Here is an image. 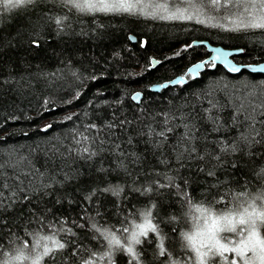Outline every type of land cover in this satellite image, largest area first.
<instances>
[{
  "label": "trees",
  "instance_id": "obj_1",
  "mask_svg": "<svg viewBox=\"0 0 264 264\" xmlns=\"http://www.w3.org/2000/svg\"><path fill=\"white\" fill-rule=\"evenodd\" d=\"M65 13L70 17V27L66 34L57 36L48 18ZM220 23H224V28L214 26ZM101 24L103 27H99ZM228 27L231 26L220 19L197 24L195 21H166L128 15L100 14L93 18L69 11L60 0H38L36 5L25 10L0 16V178L8 185L26 189L30 197V203L18 202L4 213L9 227L0 231V252L20 246L29 239L30 231L39 229L47 233V228L36 218L28 223L26 217L33 209L44 213L48 224L65 218L67 225L80 233L75 238L77 242L99 247L97 241L91 239V233L72 224L74 219L80 218L85 206L80 189L93 186L98 178L105 182H127L129 187L135 180L139 186L159 178L152 171L155 169L176 176L178 184L182 183L181 178L186 179L188 193L194 197V202L210 195L201 189L207 188L212 181L208 179L206 182V173L199 172L197 166L202 167L207 162V153L216 148L221 139L237 141L250 131L246 117L253 115L252 109L245 112L249 102L255 107L256 129L264 133V124L261 123L264 121V115H261L264 111L261 107L264 103V74L242 71L231 75L218 67L214 71L202 72L199 79L193 80L189 76L186 84L169 86L159 92H150L149 87L183 75L189 66L208 56L203 47L194 46L182 56L166 59L194 40H206L230 49L244 48L242 55L232 58L235 63L264 62V32L225 30ZM37 31L46 37L41 40L39 48L30 45L32 33ZM130 36L134 37L133 42ZM150 59L165 62L148 71ZM135 92L142 93L137 104L131 100ZM212 103L217 104L213 113L223 125L219 131H212L215 125L206 118L205 109ZM166 112L177 114L174 123H180L181 112L199 113L200 118L194 123L201 139L194 143L199 154L206 156L205 161L196 159V154L192 159L186 156L181 159L179 152L174 151L182 128L171 134L161 148L154 147L148 136L141 134L148 131L149 124L159 130L161 125L156 121L162 117L158 113ZM114 119L132 121L124 131L116 130L122 146L140 156L138 164L129 162L132 176L117 169L112 156L106 155L103 164L112 170L103 173L96 171L100 167V158L86 163L68 151L75 130L87 131L89 123L103 125ZM49 124L52 125L50 129L41 131ZM129 136L131 145L127 143ZM205 136L209 137L207 141L203 139ZM252 151L256 152L252 157L242 152L225 157L229 161L237 160L238 169L230 165L215 169L221 195L244 185H248L245 190L250 192L264 189V178L256 174L264 167L261 158L264 146L256 145ZM65 174L74 178L65 179ZM49 184L51 187H44ZM211 192H217V188L213 186ZM179 194L180 188L157 190L151 200L158 205L155 212L181 218L162 227L171 237L166 243L174 244L175 253L182 258L184 253L178 231L172 229L191 230L192 216H185L187 208L182 206ZM19 195L23 197L25 193ZM99 199L100 211L105 214L103 218L112 224L124 218L117 215L111 196L102 195ZM148 202V196L134 194L124 201L121 211L127 214L131 208L136 212ZM88 208L94 214L97 204H90ZM17 213L23 215L17 216ZM61 237L73 239L63 234L57 238ZM144 247L148 260H152L154 245ZM118 259L119 264H125L127 257L121 255Z\"/></svg>",
  "mask_w": 264,
  "mask_h": 264
},
{
  "label": "snow or ice",
  "instance_id": "obj_2",
  "mask_svg": "<svg viewBox=\"0 0 264 264\" xmlns=\"http://www.w3.org/2000/svg\"><path fill=\"white\" fill-rule=\"evenodd\" d=\"M37 3L38 0H0V16L25 10ZM60 3L73 13L93 18L100 14L128 15L166 21H195L197 24H206L220 19L231 26L225 29L227 31L264 32V0H60ZM69 19L67 13L49 16L48 23L53 26L52 31L59 36L66 34V30L70 27ZM214 26L224 28V23ZM99 27H103V24ZM32 36L30 45L35 48L41 47V40L46 39L38 31L32 33ZM129 39L134 40V37ZM144 46V42H141V47ZM194 46L199 45H186L173 57L166 59L182 56ZM244 52V48L237 49L235 53L216 49L210 57L188 67L183 75L171 80L169 84H160L159 87L163 89L177 84H186L188 82L186 77L191 76L193 80L199 79L202 72L214 71L222 64L227 65L228 72L239 74L243 68L233 64L228 57L242 55ZM164 62L150 59V67L147 70L151 71ZM250 70L264 72V64L258 68L250 67ZM141 96L142 93L137 92L133 99ZM47 103L48 101H45V104ZM216 107L217 104L212 103L210 108L205 109L207 120L215 125L212 131H219L223 127L218 122L220 118L213 113ZM241 107L244 105L242 104ZM261 107H264V103ZM248 108L252 109L253 113L252 116L246 117L249 120L250 131L242 134L237 141L228 142L221 139L216 148L207 153V162L202 167L197 166L199 172L206 173V182L208 179L212 181L207 188L201 189L210 195H205L194 202V197L188 193L189 182L186 179L181 178L182 183L178 184L176 176L159 173L155 169L152 171L159 178L141 183L139 186H136L135 180L132 181L133 186L129 187L127 182H105L98 178V181L93 182V186L80 189L85 206L80 218L74 219L72 224L85 233H91V239L96 240L99 247L85 246L77 242L75 238L80 233L68 226L65 218L48 224L46 223L48 217L37 209H33L26 217L28 223H32V218H36L38 223L47 228V233H42L39 229L30 231L29 239L22 242L20 246L13 247L7 252H0V264H119L118 258L121 255L127 257L125 264H264V189L250 192L245 190L248 185H244L235 191L221 195L220 181L215 171L218 166L228 165L238 169L237 160L229 161L225 157L234 156L237 152L252 157L256 155V152L252 151L256 145L264 146V133L256 129L254 122L255 107L249 102L245 112ZM158 115L162 117V120L156 121L161 125L159 130L149 124L148 131L141 133L148 136L154 147H163L169 140V136L175 134L178 128H182L183 131L179 133L180 140L174 147V151L179 152L181 159L185 156L192 159L193 154H196L195 158L199 161L206 160V156L199 154L194 143L201 139L197 135L199 128L194 123L200 118L199 113L193 115L181 112L180 123H174L178 119L175 113L166 112L158 113ZM261 115H264V111ZM67 119L71 120L72 117ZM131 123L132 121L127 119H114L103 125L89 123L86 126L87 131L75 130L73 144L69 146L68 151L86 163H93L100 158V167L96 171L103 173L112 170L103 166L106 155L112 156L114 157L112 163L116 165V168L132 176L129 162L138 164L140 156L135 151L129 152L125 149L122 146L123 142L116 134L117 129L124 131ZM261 123L264 124V121ZM51 127L52 125L49 124L41 131H47ZM203 139L207 141L209 137L205 136ZM127 143L132 144L131 136L128 137ZM261 158L264 159V153H261ZM212 161L216 163L213 164ZM256 174L264 178V167H261ZM73 178L65 174V179ZM237 183L239 184V181ZM213 186L217 188L215 193L211 192ZM44 187H51V185H44ZM174 188H180L178 199L182 201V206L187 208L185 216H192L191 230L172 229L173 232L178 231L184 253L182 258H178V254L175 253L174 244L166 243L171 241V237L162 227L181 218L155 212L158 205L151 200V195L157 190ZM21 192L25 193L23 197L19 195ZM134 194L148 196V205L136 212L129 208L128 213L124 214L121 211V205ZM102 195L111 196L117 215L124 217L116 224L103 218L105 214L100 211L99 199ZM21 201L30 203L27 190L16 185H8L0 178V231L9 227V221L4 213ZM93 203L97 204L94 214L88 208V205ZM221 204L223 206L218 207ZM47 211L51 212V209ZM193 213L195 215H192ZM22 215L23 213H17V216ZM97 217L102 219L98 220ZM81 220L84 222L81 223ZM61 234L73 239L57 238ZM85 239L88 237L85 236ZM146 244L154 245L152 260L147 258V249L144 247Z\"/></svg>",
  "mask_w": 264,
  "mask_h": 264
},
{
  "label": "water",
  "instance_id": "obj_3",
  "mask_svg": "<svg viewBox=\"0 0 264 264\" xmlns=\"http://www.w3.org/2000/svg\"><path fill=\"white\" fill-rule=\"evenodd\" d=\"M130 37H132V36H130ZM132 42L134 41V40H132V39H130ZM200 42H202V43H200ZM191 44L192 45H199L200 47H203L204 49H205V51H206V53L208 54V56L206 57V58H208V57H210L214 52H215V50L216 49H221V50H223V51H225V52H233V53H235V51L237 50V49H230V48H226V47H223V46H221V45H213V44H211V43H209L208 41H206V40H194V41H192L191 42ZM234 56H237V55H232V56H229L228 57V59L230 60V61H232L233 62V64H235V65H237V66H241L242 68H243V71H246V72H249V73H253V74H264V72H253V71H251L250 70V67H259L260 65H262V64H264V62H261V63H255V64H239V63H235L234 61H233V57ZM205 58V59H206ZM199 62H201V61H199ZM196 63H198V62H196ZM195 64V63H194ZM190 67V66H189ZM221 68H223L227 73H229V74H231V75H236V74H232V73H230V72H228L227 71V65H221L220 66ZM179 76H176V77H174L173 79H171V80H175V79H177ZM191 77V76H190ZM171 80H169V81H167V82H163V83H161V84H169V82L171 81ZM159 85L160 84H153V85H151L150 87H149V91L150 92H159L160 90H162L160 87H159ZM175 86V85H174ZM163 89H165V88H163ZM135 93H137V92H135ZM135 93H133L132 95H131V100H132V102H134V103H139V101H140V99H141V97H139V98H137V99H133V96L135 95ZM141 93V92H140Z\"/></svg>",
  "mask_w": 264,
  "mask_h": 264
},
{
  "label": "bare ground",
  "instance_id": "obj_4",
  "mask_svg": "<svg viewBox=\"0 0 264 264\" xmlns=\"http://www.w3.org/2000/svg\"><path fill=\"white\" fill-rule=\"evenodd\" d=\"M133 37V36H132ZM135 40V39H134ZM155 60V59H154ZM176 86V85H175Z\"/></svg>",
  "mask_w": 264,
  "mask_h": 264
}]
</instances>
